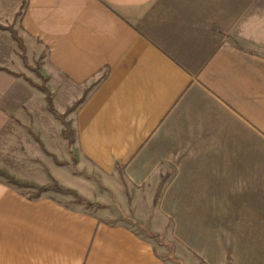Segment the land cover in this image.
<instances>
[{"label":"crops","instance_id":"1","mask_svg":"<svg viewBox=\"0 0 264 264\" xmlns=\"http://www.w3.org/2000/svg\"><path fill=\"white\" fill-rule=\"evenodd\" d=\"M202 13L197 0H0V168L139 211L104 223L0 179V264H169L140 230L169 217L184 264H264V55ZM33 60L58 112L79 101L76 166L28 82Z\"/></svg>","mask_w":264,"mask_h":264},{"label":"rangeland","instance_id":"2","mask_svg":"<svg viewBox=\"0 0 264 264\" xmlns=\"http://www.w3.org/2000/svg\"><path fill=\"white\" fill-rule=\"evenodd\" d=\"M197 6L200 10H202V17L206 25L213 31L218 32L225 41L229 42L232 46L241 48L244 50L252 51L255 53H259L264 55V0H197ZM23 52V51H22ZM30 71L31 78L28 80L31 87L39 90L40 88H44L48 93L52 103L54 110L62 117L64 123L68 125L69 131L71 132L70 142L64 138L63 132V124L61 120L55 118L48 110L47 100L46 101V110L47 113L56 121H58L61 126V135L63 140L65 141V153L67 154V159L72 165H77V161L74 160V150L73 144L75 139V130L72 127V116L74 115V111L79 104V101H75L71 106L67 107V109L60 113L58 112L53 104V99L50 91L46 86L45 79L38 72V61L33 60L30 65H25ZM39 78V82H38ZM41 91V90H39ZM68 131V134L70 133ZM59 165H67L69 162L66 161H57ZM0 173L6 174L5 169L0 168ZM10 176V175H8ZM12 177V176H10ZM15 179L14 177H12ZM0 179L7 184L9 182L5 177L0 175ZM20 183H25L15 179ZM54 182L50 183L52 185ZM28 185H33L29 183H25ZM12 185V184H10ZM15 188L23 191L26 195L30 197H36L40 194L36 191L35 188L31 187H18L12 185ZM37 186V185H33ZM34 189L35 191L29 190ZM73 191V190H72ZM75 192V191H74ZM76 193V192H75ZM77 194V193H76ZM71 197V203L75 204L79 208H83L97 216L100 217L101 221L104 223H118V222H129L133 223V216L136 215L139 211L132 209V204L129 202L127 209H121L120 205L117 203L115 199H113V203L110 205H102L99 203H91L77 194L83 201L79 202L75 197L69 194H61ZM160 197L156 195L153 199V208L150 210H142L140 211L143 215L144 213H148V216L154 217L155 213L158 212L157 202ZM68 201V199H66ZM152 217V219H153ZM131 223V224H132ZM174 228L173 218H167V224L164 227V231L161 233L147 231V228H140L141 232L150 239V241L161 251L162 255L168 261L169 264H184L183 257L185 254L189 252L188 248H186L182 242L176 238L175 235L172 234L171 230ZM185 253V254H184ZM198 264L202 262L195 258Z\"/></svg>","mask_w":264,"mask_h":264},{"label":"trees","instance_id":"3","mask_svg":"<svg viewBox=\"0 0 264 264\" xmlns=\"http://www.w3.org/2000/svg\"><path fill=\"white\" fill-rule=\"evenodd\" d=\"M15 39H17V38L15 37ZM39 90H41V92L45 94V98L47 100V105H48L49 112L55 118L61 120V122L63 124V132H62V134H63L64 138L67 139L70 142V140H72L70 138L71 132L69 131L68 125L66 123H64L62 117L54 110V108L52 106V103H51V100H50V97H49V93L44 88H40ZM68 131L70 132L69 134H68ZM69 138H70V140H69ZM0 175L3 176V177H5L6 180L9 182V184H12V185H15V186H18V187H31V188H35L36 191L39 194L42 193V192L48 191V190H53L54 192L59 193V194H69V195H72L79 202L83 201L74 191H72L70 189H67V188H64V187H61V186H58L55 183H53L52 185H45V186H33V185L25 184V183H20V182L16 181L15 179H13L12 177H10V176H8L6 174H3V173H0ZM158 195H159V192L156 193V197H158ZM36 197H38V196H36Z\"/></svg>","mask_w":264,"mask_h":264}]
</instances>
